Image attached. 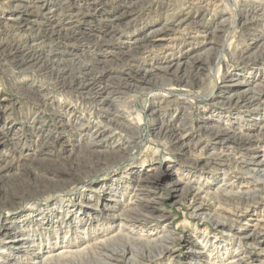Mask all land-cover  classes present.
I'll use <instances>...</instances> for the list:
<instances>
[{
	"label": "rangeland",
	"instance_id": "374dc122",
	"mask_svg": "<svg viewBox=\"0 0 264 264\" xmlns=\"http://www.w3.org/2000/svg\"><path fill=\"white\" fill-rule=\"evenodd\" d=\"M188 1L0 0V264H103L102 244L135 255L120 264H264V225L255 244L246 238L264 208L218 220L183 201L188 187H263L216 159L222 143L210 132L264 130V97H226L245 82L264 85V0H217L170 51L143 52L150 28L179 30L192 16ZM184 54L200 68L155 69ZM129 65L150 71L149 81ZM94 78L122 94L99 103ZM254 144L246 152L264 165V143ZM135 212L139 224L128 223ZM162 235L175 253L146 244Z\"/></svg>",
	"mask_w": 264,
	"mask_h": 264
},
{
	"label": "bare ground",
	"instance_id": "6f19581e",
	"mask_svg": "<svg viewBox=\"0 0 264 264\" xmlns=\"http://www.w3.org/2000/svg\"><path fill=\"white\" fill-rule=\"evenodd\" d=\"M215 1L217 0H190V2L188 1L191 7L195 6L194 7L195 11L194 13H192V16L188 15L189 17L186 16L182 18L181 20H178L179 22L176 24V26L177 28H180L181 30L174 29L173 27L170 28L169 26H168L169 27L168 29L155 28V27L150 28L148 33L145 32L146 34L141 37L145 43H143L144 45L141 46L140 48L143 49V52L146 51L148 53L152 51L147 50V48L149 47L152 48L155 46L160 47L162 51H170L174 47L176 41H180L179 37H176L174 35L179 31L182 32L183 30L187 29L189 26H191L194 23L200 24L203 21L205 14L209 12L208 7L210 5L211 6L213 5L214 7L216 6ZM125 11L123 12L125 13ZM121 15H123L122 11H121ZM195 36H198V34H195ZM187 38L191 39V37L189 36ZM77 47L81 48L79 46ZM257 47H258L257 50L259 51V53L264 56V40L261 43H259ZM77 50H80V49H77ZM67 51L70 53H73L76 51V49L69 48ZM184 55H185L184 57L175 59V62L174 60L172 62L166 61L167 63L165 62L166 63V64L164 63L165 65L158 66L155 69L162 70L165 73L178 74L180 72H184L190 63L193 66H197L198 68H200L201 64L198 63L197 57H192V59H190L192 55L191 56L188 54H184ZM103 62L104 60L102 61V59L99 60L98 58L97 64L99 66L103 65L104 64ZM129 66L130 68H128V73L132 72L134 74H140L143 80L149 81L148 77L152 75L150 71H147L146 69L140 66L135 67V70H134L131 68V65ZM89 67H92V66L87 65L86 63V65L84 66V69L88 71L90 70ZM98 81L94 78L91 84L96 85L97 83H99ZM76 82L77 84L75 85L77 86L76 87L77 89L85 90L87 86L90 85V83H86V82H81V81L80 82L76 81ZM120 84L128 85L127 80L121 82ZM106 89L108 88H106L105 84L102 85L100 83L99 85H96V89L95 91H93V96H92L94 97L93 99H95L99 103H103V104L107 103L109 102L108 100L111 96L113 95L117 96V94L121 93L120 91L122 87H117L115 89L113 88L112 90L111 89L106 90ZM226 97L227 99H237V100H244V101L260 100L261 98L264 97V85L256 81L245 82V84L242 87L238 88L234 92H231ZM205 128L207 129V127ZM163 131L167 135H169L168 137H172L174 140L180 139V137L177 136V133H176L177 130H175V128L174 129L165 128V130ZM107 133L109 134V132ZM210 133L213 136V138L217 140V142L222 143L220 145H216L217 146L216 150H212L213 151L212 154L213 155L215 154L217 156L216 159H218L219 162H221L222 164L224 163L228 167L238 169L239 171L245 172L246 174H251L257 177L258 179H260L259 182L262 183L263 187L262 189H259L257 191H251L250 193L232 192L228 190V188L225 186V183L215 188L210 187V186H206L204 189H202L201 186L188 187L184 191L183 201L186 203V206L190 208V212L205 213L216 219L221 218L220 220H226L236 214H246L248 212H251L255 204L259 205V207H261L262 209L261 211H263V208H264V165L262 164V161L260 159H254V155H252L251 153H247L246 150L251 145H255L254 142H259V140L264 143V130L250 132L249 134L248 133L243 134L242 132L237 133L231 127L225 126V127L216 128ZM99 137H102L100 136V133H96L95 137L90 142L92 149H96L97 147L96 144L100 143L101 140H99ZM254 139L255 141L253 142L252 140ZM222 146H224V148L220 150ZM187 152L190 153V151L188 150L186 151V153ZM200 152L201 150L198 152L196 157H202L201 155L202 153ZM208 184L209 183H207L206 185ZM247 195L251 196L252 198L249 199ZM250 203H252L253 205ZM135 206L136 207L138 206L139 208H141L142 201L138 200L135 203ZM125 216L128 220L127 221L128 223H133V224L138 223L139 224L141 220V218H139L141 215L140 216L137 215L136 212L132 214L130 213L129 215H125ZM263 221L264 220L262 218H255L253 223H251L248 227L246 238L252 241L254 244H255L254 241H256L255 239H256L258 231H261V229L263 228V225H264ZM220 224H223V222H221ZM119 237H120L119 239H124V238L127 239L124 235H119ZM129 240L134 241L136 239L134 238V236L132 237L130 236ZM173 242H174V238L169 237V235H162L152 242L147 241L146 244L154 246L158 251H164L166 254H170V253H175V251H173V247H174ZM97 254L101 256L100 260L103 262V264H120V262L123 263V262L135 260L134 258L135 255L132 254L131 252H128L126 250L120 251V250H117L116 248L110 247L108 245H103V244L98 248ZM182 264H207V263L205 261H202L201 259H197V260L195 259V260L184 261L182 262Z\"/></svg>",
	"mask_w": 264,
	"mask_h": 264
}]
</instances>
